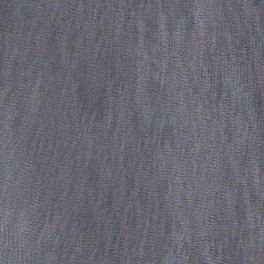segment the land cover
Returning a JSON list of instances; mask_svg holds the SVG:
<instances>
[{
	"label": "water",
	"instance_id": "1",
	"mask_svg": "<svg viewBox=\"0 0 264 264\" xmlns=\"http://www.w3.org/2000/svg\"><path fill=\"white\" fill-rule=\"evenodd\" d=\"M0 264H264V0H0Z\"/></svg>",
	"mask_w": 264,
	"mask_h": 264
}]
</instances>
